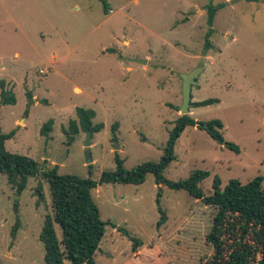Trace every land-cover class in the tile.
Returning <instances> with one entry per match:
<instances>
[{
  "label": "rangeland",
  "instance_id": "obj_1",
  "mask_svg": "<svg viewBox=\"0 0 264 264\" xmlns=\"http://www.w3.org/2000/svg\"><path fill=\"white\" fill-rule=\"evenodd\" d=\"M211 3L222 7L208 37ZM200 66L191 103L218 101L191 104L189 114L221 120L225 139L240 151L188 126L164 174L181 180L208 170L200 185L210 195L216 175L223 188L232 178H264V0H0V81L17 98L2 104L0 95V125L4 133L15 131L7 149L40 165L20 194L0 174V264H46L40 232L53 210L43 170L58 165L60 174L98 180L116 168L117 153L127 169L158 161L182 115V75ZM78 107L94 110V122L104 124L92 137V161L87 132L80 130L71 144L64 132ZM51 119V132L42 135ZM92 195L107 222L97 264H255L263 255L254 232L243 238L238 225L228 230L227 223L224 250L215 258L207 235L217 208L185 189L156 184L152 173L139 185L99 184ZM158 195L167 214L160 227ZM123 230L140 240L138 251Z\"/></svg>",
  "mask_w": 264,
  "mask_h": 264
},
{
  "label": "trees",
  "instance_id": "obj_2",
  "mask_svg": "<svg viewBox=\"0 0 264 264\" xmlns=\"http://www.w3.org/2000/svg\"><path fill=\"white\" fill-rule=\"evenodd\" d=\"M222 5L211 3L207 6L208 24L211 35L216 12ZM209 44V39H208ZM1 103L16 104L17 98L12 89H7L5 82L0 81ZM30 101L33 99L31 92L28 94ZM218 101L208 99L201 102L191 103L195 105H208ZM1 106V104H0ZM96 113L92 109L84 107L77 108V119H72L64 129L67 142L71 144L80 130L87 132L91 130L93 134L100 132L104 128L103 123H95ZM198 123L207 133L219 144L239 152V147L227 141L221 131L224 124L219 119L208 122L197 121L191 114L180 115L174 122L173 128L169 131L168 140L163 147V154L158 161H145L137 166L127 169L124 160L117 153L115 160L117 166L114 170L103 171L98 180L90 176L81 177L76 174L58 173V165L51 169L43 170L42 176L49 182L52 195V213L45 217L40 232V240L44 244V260L46 264H97L95 254L100 249V244L105 236L107 222L101 218L99 206L93 199L92 190L103 183L122 184H142L148 174L152 173L156 184L169 186L172 189H185L192 196L203 201L206 205L217 208L214 223L211 231L207 235V240L213 244L216 253L215 258L222 253L223 228L227 226L230 230L236 225L243 230V238L250 232L255 233V242L264 250V188L262 176H256L250 181L243 183L237 178L229 180L227 185L222 187V179L216 175L213 181V192L206 195L201 187V182L209 175L208 170L197 169L187 178L181 180L168 179L164 171L177 159L175 147L178 139L188 126H196ZM118 123L113 125L116 132ZM53 127V120H48L41 128V134L48 136ZM15 131L4 133L0 125V174L6 176L7 181L20 194L28 184L30 177L35 176L40 171V165L34 158L15 152H11L6 147V140L12 138ZM91 168L92 166L89 165ZM91 170V169H90ZM38 203L43 200L44 193L42 184L36 189ZM158 209L161 218L157 226L167 220V214L160 205L158 195ZM18 199L15 200V210L18 209ZM20 219L17 218L12 228V238H16L19 229ZM60 227V234L57 231ZM231 226V227H230ZM115 227V226H114ZM125 235L133 240V250L138 251L141 242L138 238L131 236L128 231L123 230ZM255 264H264V252Z\"/></svg>",
  "mask_w": 264,
  "mask_h": 264
},
{
  "label": "water",
  "instance_id": "obj_3",
  "mask_svg": "<svg viewBox=\"0 0 264 264\" xmlns=\"http://www.w3.org/2000/svg\"><path fill=\"white\" fill-rule=\"evenodd\" d=\"M133 60H138L139 62L145 63L146 60H140V59H133ZM203 70V67L200 66L199 70L194 69L193 71L183 74L182 79H183V101L182 105L180 107V110L182 112V115H186L190 113V108H191V99H192V86L196 83V78L199 76L200 72ZM200 123L197 125L199 126ZM92 137H93V132L91 130L87 131V140L85 143V149L89 158V161L91 160V144H92ZM62 160H59L58 163H61Z\"/></svg>",
  "mask_w": 264,
  "mask_h": 264
},
{
  "label": "crops",
  "instance_id": "obj_4",
  "mask_svg": "<svg viewBox=\"0 0 264 264\" xmlns=\"http://www.w3.org/2000/svg\"><path fill=\"white\" fill-rule=\"evenodd\" d=\"M191 20V19H190ZM190 20L188 22H190Z\"/></svg>",
  "mask_w": 264,
  "mask_h": 264
},
{
  "label": "built area",
  "instance_id": "obj_5",
  "mask_svg": "<svg viewBox=\"0 0 264 264\" xmlns=\"http://www.w3.org/2000/svg\"><path fill=\"white\" fill-rule=\"evenodd\" d=\"M112 11V10H111Z\"/></svg>",
  "mask_w": 264,
  "mask_h": 264
}]
</instances>
